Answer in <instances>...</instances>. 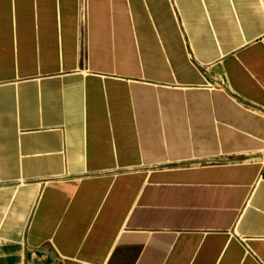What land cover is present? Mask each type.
<instances>
[{
	"label": "crops",
	"instance_id": "0c3cea01",
	"mask_svg": "<svg viewBox=\"0 0 264 264\" xmlns=\"http://www.w3.org/2000/svg\"><path fill=\"white\" fill-rule=\"evenodd\" d=\"M0 264H264V0H0Z\"/></svg>",
	"mask_w": 264,
	"mask_h": 264
}]
</instances>
